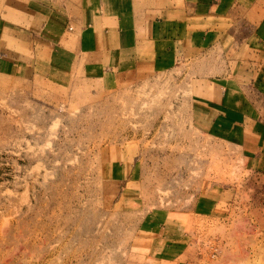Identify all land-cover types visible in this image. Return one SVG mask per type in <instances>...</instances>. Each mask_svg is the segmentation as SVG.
Masks as SVG:
<instances>
[{"label":"rangeland","instance_id":"1","mask_svg":"<svg viewBox=\"0 0 264 264\" xmlns=\"http://www.w3.org/2000/svg\"><path fill=\"white\" fill-rule=\"evenodd\" d=\"M36 2L0 0V15ZM253 26L110 91L0 74V264H264V178L191 110L202 80L249 58Z\"/></svg>","mask_w":264,"mask_h":264},{"label":"crops","instance_id":"2","mask_svg":"<svg viewBox=\"0 0 264 264\" xmlns=\"http://www.w3.org/2000/svg\"><path fill=\"white\" fill-rule=\"evenodd\" d=\"M36 1L27 17L0 15V74L34 78L48 69L60 81L77 72L109 91L122 78L194 62L253 23L250 45L238 48L249 58L202 80L191 110L200 129L235 142L264 178V0ZM39 53L49 54L48 67Z\"/></svg>","mask_w":264,"mask_h":264},{"label":"built area","instance_id":"3","mask_svg":"<svg viewBox=\"0 0 264 264\" xmlns=\"http://www.w3.org/2000/svg\"><path fill=\"white\" fill-rule=\"evenodd\" d=\"M219 254V249L217 247L213 248V256L216 257Z\"/></svg>","mask_w":264,"mask_h":264}]
</instances>
